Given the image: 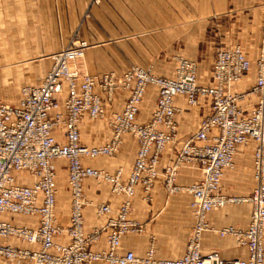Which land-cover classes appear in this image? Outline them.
I'll list each match as a JSON object with an SVG mask.
<instances>
[{"label": "built area", "instance_id": "2783aa9c", "mask_svg": "<svg viewBox=\"0 0 264 264\" xmlns=\"http://www.w3.org/2000/svg\"><path fill=\"white\" fill-rule=\"evenodd\" d=\"M102 0H91L90 6ZM264 7V0H260ZM259 58L256 63L257 78L253 91L257 105L246 114L239 104V95L229 91L251 68V63L240 48L218 49L212 70L211 84H198L197 65L179 59L174 78H162L150 69L133 67L120 77L113 73L93 76L78 68L79 61L90 47L85 40L75 38L59 52L50 56L51 67L38 86H24L17 105L0 101V238L17 239L26 245H37V250L17 248L0 243V260L22 261L28 264H264V185L259 183L249 198L226 197L220 193L221 179L233 167L238 147L254 141V177L261 180L264 172V26ZM157 89V100L150 121L138 124L136 118L148 87ZM121 92H128L123 110L114 113L109 122L112 137L98 147L80 144L81 116L100 119L104 115L102 99L112 103ZM183 96L190 106L197 105V97L211 100V114L200 121L196 135L183 145L174 164L165 168L164 187L170 193L181 188L174 183L182 165H195L202 179L182 188L191 196L190 210L195 219L191 237L182 257L174 260H157L153 248L143 257L133 252L118 253L122 237L140 234L143 226L129 218L130 199L140 186L143 200L150 202L149 193L158 177L157 165L165 148L177 141L174 99ZM61 129L63 143L55 132ZM124 135H131L137 151L131 173L126 183L121 182V170L111 174L83 164L84 159L113 157L119 150ZM67 163L69 193V224L65 229L57 225L56 167L55 162ZM21 174L31 175L30 185L18 182ZM92 179L106 183L112 194L125 200L113 219L107 223L106 248L89 250L97 241L99 230L84 232L83 183ZM248 202L251 217L245 231L228 227L219 231L221 237L230 235L245 246L248 257L244 260L226 261L218 253L203 255L200 237L211 228L207 214L229 204ZM111 212L107 204L96 207L98 215ZM37 217L35 229L16 227L1 219L5 215ZM65 234L69 243L54 242L56 235Z\"/></svg>", "mask_w": 264, "mask_h": 264}, {"label": "crops", "instance_id": "0c3cea01", "mask_svg": "<svg viewBox=\"0 0 264 264\" xmlns=\"http://www.w3.org/2000/svg\"><path fill=\"white\" fill-rule=\"evenodd\" d=\"M91 0H0V101L17 105L24 86L42 83L49 58L44 55L57 53L73 35L86 40L90 47L79 61L80 70L93 76L113 73L120 77L124 72L139 67L150 69L153 75L174 78L177 61L184 59L197 65L198 84H211L215 55L218 49L240 48L251 63V68L242 78L231 85L229 91L239 95V104L246 114L257 105L258 96L253 91L257 78L256 63L264 26V7L260 0H102L90 6ZM129 93H119L112 103L102 99L104 115L91 120L81 116L80 144L98 147L108 143L112 137L109 126L114 113L123 110ZM157 100V89L148 87L141 101L136 118L138 124L150 121ZM177 108L175 123L177 141L168 145L159 158L158 177L150 191V202L143 200L140 186L130 199L129 218L139 222L144 231L122 237L118 253L130 251L143 257L153 248L157 260H174L184 255L195 225L190 210L191 196L182 188L202 179L195 165H182L178 171L175 187L180 190L170 193L164 187L163 173L174 164L183 145L199 130L202 119L211 114V100L197 97V105L190 106L183 96L174 99ZM61 129L55 132L57 140L64 142ZM257 144L249 141L238 147L233 167L227 169L221 179L220 193L226 197L246 199L256 186L264 185L254 177V152ZM137 151L136 140L124 135L118 152L113 157L84 159L83 164L111 174L121 170V182L126 183L131 173ZM264 167V155L262 158ZM57 225L65 229L69 224V193L67 187V163L55 162ZM65 171V172H64ZM66 173V186L61 178ZM60 174V175H59ZM18 182L33 183L31 175L21 174ZM60 185V186H59ZM59 186V187H58ZM84 232L91 234L99 230L97 241L88 245L89 250L106 248L107 223L117 214L125 197L111 193L106 183L86 179L83 183ZM107 204L111 212L98 215L96 207ZM251 217L248 202L229 204L207 214L211 228L200 237L203 255L218 253L226 261L244 260L248 257L245 246L219 231L228 227L245 231ZM2 220L16 226L35 229L38 218L5 215ZM264 232V227H263ZM54 242L69 243L67 235H56ZM0 243L17 248L37 250V245H26L17 239H2ZM264 247V238H263ZM0 264H28L22 261ZM93 264H106L102 262Z\"/></svg>", "mask_w": 264, "mask_h": 264}, {"label": "rangeland", "instance_id": "374dc122", "mask_svg": "<svg viewBox=\"0 0 264 264\" xmlns=\"http://www.w3.org/2000/svg\"><path fill=\"white\" fill-rule=\"evenodd\" d=\"M74 35V34H73ZM73 35H71L68 39H67V43H66V45L65 46H67L72 40H74L75 38L73 37ZM79 39H81V38H79ZM83 40V39H82ZM86 41V40H85ZM64 46V47H65ZM54 53H51V54H48V55H44V57L45 58H49V60L47 61V65H46V73H47V71L50 69V67H51V60H50V56L51 55H53ZM78 66V65H77ZM78 68H79V66H78ZM80 69V68H79ZM45 73V74H46ZM59 162H61V160H58ZM65 161V160H64ZM65 172V171H64ZM60 175V174H59ZM61 178H58V181L59 180H61V185H64L65 184V186H66V173H64L62 176H60ZM60 186V185H59ZM58 186V187H59Z\"/></svg>", "mask_w": 264, "mask_h": 264}]
</instances>
